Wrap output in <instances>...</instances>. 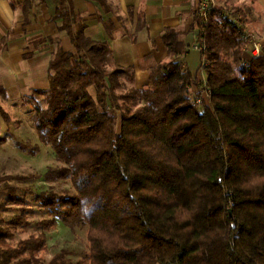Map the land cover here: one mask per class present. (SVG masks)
Here are the masks:
<instances>
[{"label": "trees", "instance_id": "16d2710c", "mask_svg": "<svg viewBox=\"0 0 264 264\" xmlns=\"http://www.w3.org/2000/svg\"><path fill=\"white\" fill-rule=\"evenodd\" d=\"M247 11L196 15L208 91L198 104L199 83L177 60L185 53L178 31L164 29L167 60L136 88L131 68L111 64L107 41L86 37L82 25L73 31L71 0H57L51 19L75 52L51 55L32 123L60 163L43 180H68L72 192H39L49 217L35 224L87 226L88 258L59 252L43 262V231L10 245L12 228L26 222L20 213L0 218V264H264V43L257 56L247 50ZM103 25L111 37V23ZM0 114L8 121L1 105ZM11 179L22 177L0 184ZM2 195L24 204L13 186Z\"/></svg>", "mask_w": 264, "mask_h": 264}, {"label": "crops", "instance_id": "0c3cea01", "mask_svg": "<svg viewBox=\"0 0 264 264\" xmlns=\"http://www.w3.org/2000/svg\"><path fill=\"white\" fill-rule=\"evenodd\" d=\"M56 3L57 0H0V88L6 95L4 99L0 97L1 106L7 101L20 106L31 101L35 91L48 87L51 55L57 49L75 52L67 33L51 19ZM104 3L105 9L97 0H71L75 16L72 29L77 31L82 25L86 37L107 41L111 64L131 68L134 87H148L153 67L167 60L161 37L165 28L180 33L185 53L177 60L200 80V52L192 48L199 31L195 24L197 0H104ZM217 6L231 13L230 9L235 7L248 8L245 30L260 45L264 43V0H217ZM236 15L241 18V14ZM105 21L112 25L111 37L106 34ZM190 91L193 96L195 89L192 87Z\"/></svg>", "mask_w": 264, "mask_h": 264}, {"label": "rangeland", "instance_id": "374dc122", "mask_svg": "<svg viewBox=\"0 0 264 264\" xmlns=\"http://www.w3.org/2000/svg\"><path fill=\"white\" fill-rule=\"evenodd\" d=\"M203 73V79L196 78V81L199 80L200 93L198 95L203 97L202 100H207L205 67ZM126 84L128 85V82ZM89 91L93 96L95 95L93 87H90ZM31 97V101L24 103L23 106L11 101L1 106L8 115V121L0 114V139H3L0 141V176H17L22 179L4 180L0 188L4 190L7 186H13L16 195L24 200V204L6 203V195H2L0 203H5V205L0 209V218L8 221L23 213L26 221L12 228V237L9 238L8 243L13 246L18 245L20 240L27 238L30 234L43 231L45 245L36 253L43 262L59 252H64L65 257L72 262L87 260V226L76 227L72 230L58 221L55 228L42 230L35 224L49 217L36 199L39 192L52 190L58 194L71 193L72 188L68 180L47 182L42 178L48 167H56L60 163L56 161L52 149L38 141L32 123L35 104L40 107L45 105L43 96L32 95ZM196 98H192L194 102Z\"/></svg>", "mask_w": 264, "mask_h": 264}, {"label": "built area", "instance_id": "2783aa9c", "mask_svg": "<svg viewBox=\"0 0 264 264\" xmlns=\"http://www.w3.org/2000/svg\"><path fill=\"white\" fill-rule=\"evenodd\" d=\"M219 9L224 15H226V13H228L224 7H218L217 6V0H201L198 3L197 9H196V15L201 18L204 22L206 19V16L208 15V13L212 10V9ZM234 19H237L238 16H234ZM243 40L245 42H247V44H249V46L247 47V50L249 51V53L252 56H257L260 52V42L256 39V37L249 31H246L243 33L242 36ZM193 49L198 50L200 52V63H199V71H200V76L203 79V69L205 67V64H207V60L205 57V52L207 50L205 44L203 43L202 40H196V43L192 46ZM200 78V79H201ZM205 83V81H204ZM205 86V85H204ZM206 97L208 95V91L206 90ZM203 99V97H198L195 99V102L200 104L201 100Z\"/></svg>", "mask_w": 264, "mask_h": 264}]
</instances>
